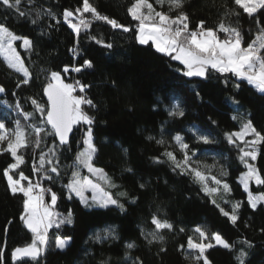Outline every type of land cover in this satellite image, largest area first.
<instances>
[{
  "label": "trees",
  "instance_id": "trees-1",
  "mask_svg": "<svg viewBox=\"0 0 264 264\" xmlns=\"http://www.w3.org/2000/svg\"><path fill=\"white\" fill-rule=\"evenodd\" d=\"M90 3L101 14L125 26L134 27L137 23L127 11L132 0H90ZM225 4L232 7L231 0H186L184 10L189 14L191 25L205 20L212 26L218 22ZM37 5L51 8L60 18V24L55 25V21L45 17L34 25L31 23L34 17H19L0 5V20L6 19L8 27L18 35L33 39L38 52V55L31 54L29 60L28 54L20 48L21 41L16 42L34 77L28 85L19 88L17 83L22 79V74L9 69L3 57H0V86L6 90L0 93V118H7L9 128L14 127L16 119H20L25 127L30 123L17 113L15 102L19 99L24 111L31 112L33 106L29 97H35L41 103L46 101L42 94L44 73L39 74V79L35 78L39 68L61 71L65 65L71 68L83 64L86 59L92 60L91 68H84L80 73L70 71L66 74V80H79L91 85L87 95L98 108V111L90 113L96 117L93 133L99 151L95 163L120 185L118 189L111 190L114 197L121 191H126L128 196L120 197L126 209L123 212L115 206L85 207L75 194L69 200L63 187L72 171L67 169L68 175L62 173L61 180L48 186L59 197L55 210L63 215L71 210L73 222L62 225L60 229L50 228L47 247L37 258L13 259L15 248L30 244L34 234L20 219L23 211L22 195H13L3 176V169L12 162V157L8 153H0V264H101L102 261H107V264H129L124 255V245L129 240L137 244L131 250V256H139L143 264H193L189 257L194 250L187 248V237L191 235L195 238L193 229L197 225L203 226L209 234L219 232L234 245L233 249L219 245L208 249L205 255L212 264H238L236 257L241 248L248 253L245 264H264V231H261L264 229V202L255 209L250 207L248 193L239 182L241 173L247 169L238 158L237 148L225 138V133L238 131L241 123L249 119L257 130L264 133V93L230 73L213 72L208 79L187 77L177 71L183 68L180 62L158 53L152 45L138 44L134 32L113 29L105 21H93L87 33H80L77 45V37L63 21L62 13L66 8L74 11L82 7V0H37ZM30 8L31 5L26 3L21 5V10ZM164 10H167V6ZM236 10L240 12L238 20L236 17L231 19L234 25L239 26L246 46L255 38L257 26L252 17L238 8ZM85 16L90 18L91 14L86 13ZM260 19L264 23V16ZM49 23L55 26L47 29ZM42 28L47 35H40ZM90 36H98L112 43V49L97 44ZM73 47H78L79 55L75 57L70 51ZM225 79L228 80L227 84L223 83ZM235 83H239L238 89L233 87ZM173 98L180 100L185 111L184 117L173 118L168 115L165 105H169ZM234 116L237 119L234 120ZM162 124L166 141L171 142L172 137L179 133L197 150L196 159L206 165L217 162V170L212 172L213 175H217L218 167L223 165L228 171L226 179L231 185V193L208 196L192 176L173 171L168 162H154V157L164 160L162 153L165 148L147 137L151 135L159 139ZM193 129H199L213 142H199ZM33 139L29 135L30 144L24 150L26 162L21 170L35 179L31 171ZM80 148L81 131L74 129L72 149L63 152L61 163L71 164ZM169 150L181 158L175 144ZM36 155H39V149ZM253 163L264 174V144L259 146V155ZM127 168L132 171H126ZM141 183L145 184L143 189L139 187ZM250 189L253 194L264 192V186L254 183ZM133 197L136 198L135 203L131 202ZM213 198L226 211L231 210L230 204L223 201L242 202L240 218L235 225L211 202ZM153 213H159L162 218L167 217L176 230H164L163 242L148 244L141 235V229L152 231L154 226L150 221ZM110 227L116 229L119 240L109 239L101 244L89 239L97 232L103 235V230ZM180 227L185 231L179 232ZM56 236L71 237V241L61 250L56 247ZM244 240L249 241L252 247L243 244ZM181 245L185 246L184 249H181ZM161 248L165 251H161Z\"/></svg>",
  "mask_w": 264,
  "mask_h": 264
},
{
  "label": "snow or ice",
  "instance_id": "snow-or-ice-1",
  "mask_svg": "<svg viewBox=\"0 0 264 264\" xmlns=\"http://www.w3.org/2000/svg\"><path fill=\"white\" fill-rule=\"evenodd\" d=\"M22 3L31 5L30 9L21 10ZM232 7L227 4L222 6L218 22L209 26L207 21L200 20L195 25H191L189 14L185 11L186 0H132L127 11L132 20L137 23L135 26H125L116 19H110L107 15L101 14L90 0H82V7L75 10L64 9L62 19L74 31L78 38L82 31L88 32L93 21H105L113 29H120L125 32H134L135 39L140 45H152L158 53L168 56L173 61H178L183 68L178 69L187 77H201L208 79L215 72L219 74H232L238 80H246L250 85L255 86L264 93V23L260 17L264 16V0H231ZM0 5L6 10H12L19 17H34L32 24L42 21L47 17L50 21H55V25L61 20L51 8L37 5V0H0ZM167 6V10L165 9ZM252 17L257 33L255 38L244 44V37L238 25H234L232 17L238 20L240 12ZM90 13L91 17L85 14ZM52 23L46 25L47 29L55 26ZM48 33L42 28L40 35ZM223 37V38H222ZM97 44H101L107 49H112L113 44L107 43L98 36H90ZM17 41H21L20 48L28 54L38 55L37 46L33 39L28 36H21L14 32L7 25V20H0V57H3L9 69L22 74V79L17 83L28 85L33 80V72L30 66L25 64V57L21 56V51L17 49ZM73 56L79 55L78 47L70 49ZM35 63V62H33ZM93 61L86 59L79 66L71 68L65 65L61 71H54L48 68H39L35 78L39 79V74L44 73L45 84L42 94L46 96V101L41 103L35 97H29L33 110L24 111L19 99L15 102L17 113L25 120L30 121L25 127L20 119L14 121V127H7V118H0V153H8L12 157V162L3 169V176L6 178L8 188L13 195L21 194L23 197V211L20 216L21 221L34 234L32 242L24 247L15 248L12 253L13 259L22 257L37 258L48 244V230L55 227L60 229L62 225L73 222L71 210L67 215L57 212L56 205L59 199L58 194L50 186L62 179L63 175H68L67 169H72L68 182L63 185L66 189L67 198L72 199L73 194L79 197L85 207L109 208L115 206L120 211H125L124 204L120 202V197L128 196L126 191H121L114 197L111 190L118 189V185L113 177L103 168L98 167L95 158L99 149L95 143L93 127L96 117L90 113L98 111L94 100L87 95L91 85L75 80L72 83L66 82V74L70 71L80 73L84 68H91ZM62 73L64 75H62ZM223 83L227 84L225 79ZM239 88V83L233 85ZM195 90V86H193ZM5 88L0 86V93H5ZM199 96V93H196ZM15 96V92H13ZM161 103L163 101H160ZM235 102V101H234ZM7 104V101H4ZM165 108L170 117L182 118L185 111L178 98H173ZM237 119V117H233ZM213 123H215L213 121ZM74 129L81 131V148L78 150L71 164L61 163V156L64 151H71L72 137ZM195 138L204 144L212 143L208 135H204L199 129H193ZM29 135L34 139L31 141L33 149L31 171L35 179L26 175L21 166L25 164L24 150L29 147ZM251 136V139L247 137ZM227 142L237 148L238 158L244 164L246 171L242 172L239 182L248 193L247 201L252 209L259 203L264 202V192L253 194L250 189L252 183L264 186V174L256 167L254 161L259 155V146L264 144V133L257 130L249 119L241 123L240 129L234 132L225 133ZM148 140H155L158 145L164 146L162 153L164 160L154 157V162H168L173 171L180 174L190 175L195 182L201 185V190L208 196L227 195L231 193V185L227 182L228 171L220 165L219 175H212L213 165L203 164L196 159L197 150L187 143L184 137L176 133L172 141L164 138V126L161 125L160 138L148 136ZM49 140L51 141L49 143ZM178 148L181 158H178L174 151L169 148L172 145ZM39 149V155L36 150ZM127 152V149H124ZM87 169L88 176H82L81 170ZM131 172V168L125 169ZM141 189L145 184L139 185ZM108 189V190H106ZM85 192H91V196H86ZM46 197L48 199L46 200ZM133 197L131 202L135 203ZM215 204L225 217H228L233 225L239 220L240 201H223L230 204V211L217 204L216 199L211 201ZM11 223V221H9ZM150 223L154 226L152 231L146 232L141 229V235L148 244L154 241L163 242L164 230L173 232L176 226L167 218L161 217L159 213H153ZM183 227L179 232H184ZM264 231V229H261ZM194 236L187 237V248L194 250L190 255L193 264H212L205 255L208 249L216 245L226 249H233L234 245L229 243L219 232L209 234L200 225L193 229ZM96 243H104L107 240H119L114 227L103 230V235L97 232L89 237ZM71 241V237L61 238L56 236V247L63 250ZM214 242V243H213ZM247 247H252L247 240L242 242ZM125 259L129 264H143L139 256L132 257L131 250L137 247L134 240L125 243ZM184 249V245L180 246ZM161 251L165 249L161 248ZM248 253L244 248L240 249L236 257L238 264H245ZM2 256V252H0ZM101 264H107L102 261Z\"/></svg>",
  "mask_w": 264,
  "mask_h": 264
},
{
  "label": "rangeland",
  "instance_id": "rangeland-1",
  "mask_svg": "<svg viewBox=\"0 0 264 264\" xmlns=\"http://www.w3.org/2000/svg\"><path fill=\"white\" fill-rule=\"evenodd\" d=\"M17 49H18V47H17ZM62 75H63V74H62ZM66 82H68V83H72V82H69V81H67V80H66ZM247 138H248V137H247ZM251 138H252V137L249 136L248 139H251ZM98 167H99V166H98ZM219 169H220V166L218 167L217 175H219ZM216 170H217V167L213 168V169H212V172H213V171H216ZM211 174H212V173H211ZM81 175H82V176H88L89 173L87 172V169H82V170H81ZM212 175H213V174H212ZM85 195L90 197V196H91V192H85ZM46 199H47V198H46ZM61 238H63V237H61ZM195 238H197V237L195 236ZM213 243H214V242H213Z\"/></svg>",
  "mask_w": 264,
  "mask_h": 264
},
{
  "label": "built area",
  "instance_id": "built-area-1",
  "mask_svg": "<svg viewBox=\"0 0 264 264\" xmlns=\"http://www.w3.org/2000/svg\"><path fill=\"white\" fill-rule=\"evenodd\" d=\"M82 83H83V81H82ZM45 186H48V185H45Z\"/></svg>",
  "mask_w": 264,
  "mask_h": 264
},
{
  "label": "water",
  "instance_id": "water-1",
  "mask_svg": "<svg viewBox=\"0 0 264 264\" xmlns=\"http://www.w3.org/2000/svg\"><path fill=\"white\" fill-rule=\"evenodd\" d=\"M45 99H47L46 96H45Z\"/></svg>",
  "mask_w": 264,
  "mask_h": 264
}]
</instances>
